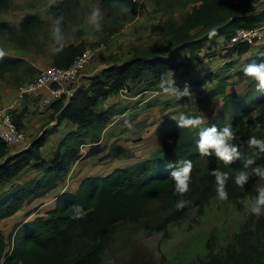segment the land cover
<instances>
[{
    "label": "trees",
    "instance_id": "16d2710c",
    "mask_svg": "<svg viewBox=\"0 0 264 264\" xmlns=\"http://www.w3.org/2000/svg\"><path fill=\"white\" fill-rule=\"evenodd\" d=\"M155 1L161 7L160 0ZM163 1L172 8L182 0ZM185 1L193 5L191 11L180 23L173 17L167 19L164 24L166 35L159 32L162 36L159 41L147 47L132 46L128 59L93 76L92 84L80 88L68 103L67 95L55 101L49 108L54 110L51 120H56L57 125L44 132L27 149L12 155L11 149L0 138V185L12 182L32 163L43 173L39 178L12 185L7 191L0 192V223L56 189L63 174L81 153L86 139L93 143L99 141L103 130L115 116L112 108L97 109L101 100L144 80H149L150 87L159 86L169 73L181 70L186 76L181 74L183 81L179 86L193 88L203 86L211 79L222 80L223 70L190 77V69L215 55L230 58L231 53L237 50L239 53H235L240 55L248 52L249 44L229 47L231 37L240 27L264 24V11L260 14L253 12V4L260 0ZM72 3L79 5L78 0H55L52 10L68 8ZM11 5L12 0H0V11L9 9ZM101 5L107 19L116 25L112 32L120 31L138 16L135 0H101ZM125 7L129 9L127 13ZM36 18L27 15L22 20V29L27 35ZM210 27L217 28V34L211 38L207 34ZM6 31H12V27L0 23V32ZM9 38L14 39L13 36ZM220 38L224 40L218 41ZM59 44L55 45L57 53L51 63L58 67H68L87 47L84 42L66 46ZM23 62L4 54L0 57V77L18 71ZM261 62H264V55L248 61ZM236 64V61H230L223 68L232 69ZM239 76L246 81L241 91L228 93V86L221 85L202 97L208 105L216 95L225 94L214 117L213 111L207 119L201 113L188 114L203 117L199 127L191 130L180 128L176 119H166L156 131L161 147L146 160L115 169L105 176L85 177L75 193H61L46 216L18 224L8 236L0 225V264H103L105 251L120 223H138L149 231H161L185 218L191 209L207 207L211 199L217 197L216 180L211 175V170L216 168L229 172L225 184L228 199L224 201H233L238 208L241 207L239 200L257 194L254 180L258 176L251 175L241 187L233 179L235 171L242 168L249 157L254 158V164L249 168L264 164V152L247 143L249 136L264 139V88H257L258 82L246 77L243 71ZM253 112L255 116L250 117ZM22 118V114L14 116L19 128H23ZM64 121L77 126V129L64 137L58 146L57 156L47 161L43 147L48 136ZM213 124L218 131L228 124L233 127L235 136L229 143L238 145L241 155L228 164L215 155L202 156L197 149L199 132ZM118 148L113 145L110 156H127L126 152L117 153ZM181 159L193 162L189 191L184 194L174 191L175 182L171 178V171L179 166ZM181 198L190 203L177 208L175 203ZM153 203L161 204V208L151 211L149 206ZM76 204L82 206L84 215L75 216L73 207ZM250 219L255 220V217ZM223 251L220 255L209 254L211 260L207 264H264V216H259L253 227L247 223ZM139 260L149 264L144 262L145 255L138 257L133 264H138Z\"/></svg>",
    "mask_w": 264,
    "mask_h": 264
},
{
    "label": "rangeland",
    "instance_id": "374dc122",
    "mask_svg": "<svg viewBox=\"0 0 264 264\" xmlns=\"http://www.w3.org/2000/svg\"><path fill=\"white\" fill-rule=\"evenodd\" d=\"M78 1L79 5L72 3L68 8L53 11L52 6L54 3L51 6L41 7L39 0H12V5L9 9L0 11V23L4 22L12 27V31L0 32V49L7 50L9 46L10 51L14 50L15 52L13 57L18 58V60H24L18 71L9 72L4 77H0V87L7 86L10 83L16 84L21 82L18 84L20 86L38 75L39 68L35 67L32 63H39L41 54L45 55L47 53L52 55L51 48L53 46L55 47L57 43L52 36V26L58 17H63L60 21L61 40L58 42L64 46L70 43L78 44L84 42L87 44L86 49H93L96 52L95 56L86 66L82 74L90 72L95 75L112 64H121L128 59L132 46L147 47L159 41L162 37L160 33L164 32L166 35L164 24L167 19L173 17L175 21L180 23L184 16L191 11L193 6L185 0L180 1V3H175L172 8L163 0H160L159 3L161 7L157 6L155 0H137L138 13H140L139 20H136L135 25H133L132 34L127 35V32L129 33L131 31L130 28L124 32L122 31L124 28L120 31L112 32L113 27H116V25L113 26L112 20L107 19V14L102 9L101 0ZM153 1V9L150 7V10H148L146 7L153 3ZM255 4H253V8L257 7ZM95 8L99 9V15L93 21L90 14ZM39 10L43 12L39 13ZM27 11H30V13H25ZM27 15L37 17L28 35L22 29L21 24ZM260 26H264V24ZM11 36L14 39H10L9 37ZM131 36H134V39L129 38ZM15 37L18 39H15ZM259 43L255 47L253 46L255 43L249 44V51L243 55L248 54L250 51H258L261 47H264V40ZM17 47L19 50L28 51L26 53V60L20 56L21 53L16 54ZM235 50L237 49L235 48ZM237 51L235 52L239 53ZM235 52H232L230 56L232 60L237 62L232 69H224V65L221 66L222 62H220V59L214 61L207 59V61L192 67L190 69V77L207 72L210 68L215 72L223 70L224 75L221 78L222 80L215 78L208 80L203 86L189 87L192 92L191 96L176 97L164 93L160 85L158 88L145 87L144 83L139 86L140 89L149 91L142 96L143 98L146 95L150 96V101L153 104H150L149 107L152 109L153 107L156 108L150 114L151 118H146V123L151 124L150 129L144 133L146 142L138 147L137 153L139 155H153V153L160 149L161 145L155 133V128L161 125L166 119H176L181 112L186 114L201 113L207 119L209 113L213 111L214 117L217 107L222 106V98L225 94L216 95L207 103L208 105H205L206 103L202 100V97L207 91H214L221 85L228 86V90H242L246 81L243 77L239 76L238 71L243 69L241 68L242 62H244L243 60L248 55L242 58V55L236 54ZM217 56L215 55L211 58H216ZM181 74L182 76H186L181 70L179 72L169 73L167 79L173 77L175 86L183 91L185 86H179V83L183 81ZM83 78H86V76L81 75L79 81ZM129 89L130 87L125 91L121 90L119 93L124 92V94L128 95ZM218 96L221 97L218 98ZM163 101L164 105L165 103L167 105V112L160 111V108L164 107L163 104H160ZM48 109L50 108L47 107L46 110ZM254 116L255 114L250 117ZM43 129L44 127L40 130ZM68 131L71 132L70 127L64 132L66 133ZM77 138L79 139L80 137ZM138 138L143 139V136ZM58 141L59 139L46 145L47 148L44 150L43 156L47 161H51L57 156ZM94 145L95 143L89 147L82 146L83 150L81 149L82 151L78 155L79 158L77 157L75 159V162L78 160H86L81 167L83 171L92 163H95V165L98 164L99 153L105 150V148L102 149L101 144ZM92 149L100 151L93 154ZM85 173L87 172H82L83 175ZM78 182L79 178L72 176L69 182L66 183L65 189H74L75 186L73 183L78 184ZM254 184L255 188L258 185L264 184V178L257 177L254 180ZM65 189L63 188V192H66ZM55 196L53 194L46 198H43V196V199L34 201L30 204V207L35 206L36 211L39 210L36 212V215L46 216L47 212L53 206ZM254 196H248L247 198L239 200L241 204L239 208L233 201L225 202L218 197H214L207 207L203 209H191L185 218L181 219L178 223L171 224L166 230L161 231H149L141 224L122 222L118 225L113 240L105 251L103 264H133L141 255H145L144 262L149 264H207L211 260L209 254H223V250L232 241L234 235L240 233L247 223L253 227L258 217L264 216V213L259 216L251 213L248 203ZM41 201L48 202V204L39 206V202ZM149 207L151 211H158L161 208V204L153 203ZM27 209L28 206L23 210L26 211ZM251 216H254L255 220H251ZM251 221L252 223H249ZM0 225L6 236L14 228L9 220L2 221ZM138 264H143V262L140 263L139 260Z\"/></svg>",
    "mask_w": 264,
    "mask_h": 264
},
{
    "label": "crops",
    "instance_id": "0c3cea01",
    "mask_svg": "<svg viewBox=\"0 0 264 264\" xmlns=\"http://www.w3.org/2000/svg\"><path fill=\"white\" fill-rule=\"evenodd\" d=\"M135 1L137 2V0H135ZM53 3H55V0H46V1L45 0H39V4L41 5V7L51 6ZM153 4H154V1H153V3L148 5L146 8L148 10H150V7H152V9H153ZM255 5L257 6L256 8H253V12L255 14H260L261 12L264 11V0H260ZM40 12H43V11L39 10V13ZM25 13H30V11H27ZM139 15H140V13H138V16L136 17V19L133 20L132 22H130L128 25H126L122 31L124 32L125 30H128L130 28L131 31L129 33L127 31L126 32H127V35L132 34V32H133L132 27H133V25H135L136 20H139ZM143 16H144V14H143ZM149 17H151V16H149ZM134 32H135V30H134ZM134 36L133 37L131 36L129 38L134 39ZM223 40H224V38L219 39L220 42H222ZM262 41H260V42H262ZM258 44H260V43L257 42L253 46L255 47ZM27 52L28 51H25V50L24 51L19 50V48L17 47V53L16 54L21 53L20 56L25 60L27 59V56H26ZM4 53L7 55H10V56H13L15 52H14V50L10 51V47L8 46V49L4 50ZM51 53H52V55L47 54V53L45 55L41 54L39 57V63L36 62V63H32V64L35 67H38L39 70L41 68H45L47 66H50L51 63L53 62L54 55L57 53V49H55L54 46H53V48H51ZM246 55H248V56L246 57V59L243 60L244 61V62H242L243 64L241 63L242 64L241 68H243L245 65H247L248 61L252 57L263 56L264 55V47H261L258 51H252V52L250 51L248 54L242 55V58H244V56H246ZM201 56H202V54L200 55V57ZM236 56H238V55H236ZM216 59H220V62H222L221 66L225 65L226 63L230 62V60H232V58H221L218 56L216 58H211L209 60L214 61ZM205 61H207V60H203L202 62H205ZM232 61H234V60H232ZM209 71H213V69L210 68ZM240 71H242V69H240L238 72H240ZM95 75H93L90 72L89 73H83L82 76H86V78H83L81 81H79V85H77L75 88L80 89L82 87H89L92 84L91 77L95 76ZM19 83H21V82H19ZM19 83H16V84L10 83L7 86L0 87V110H2L5 107H8L10 105V103L12 102L13 98L16 95V91H17V88L19 86L18 85ZM142 83L145 84V87L149 86V80H144L143 82L137 83L134 85L131 84L128 95L124 94V92H121L119 94L112 95V96L108 97L107 99H103L99 102L97 109L112 108V110L115 112V116L113 117L112 122L109 124V126L107 128H105L103 130L101 137H100L99 141L97 142V143L101 144L102 149L105 148V150L102 153H99L98 164H96V165H95V163L90 164L87 167V169H85V171H83L81 169V167H82V164L86 160H84V161L78 160L76 162L75 161L73 162V164L69 167V169L63 175V179L59 182L58 187L55 190H53L52 192L47 193L43 197V198H46L47 196L52 195V194L56 195L54 197L53 206L51 207V209L54 207L57 197L64 191L63 188L64 189L66 188V183L69 182V179L72 176H77V178H79V182H78V184L73 183L75 186L74 189H72V190H66L65 189V190L68 192H71V193H75L77 191V189L79 188L80 183L82 182V180L85 177L105 176V175H108L111 172H113L115 169L126 168V167L131 166V165H133V164H135L141 160H146L147 158H149L150 155H152V154H149V156L148 155L144 156V155H139L137 153L138 147L142 146L146 142V139H144V133L146 132V130L150 129L151 123H146V118H151L150 114H152L156 109L155 107H153V109L149 107L150 104H153L150 101L151 98L149 95L144 96V98L142 97L144 95V93L149 92L148 90H145V89L142 90L139 88V86ZM150 88H158V86L150 87ZM125 90H127V88H125L122 91H125ZM70 97H71L70 95L67 96L66 103L69 102ZM160 104L164 105V101L161 102ZM157 105H158V103H157ZM166 106L167 105L165 103L164 107L160 108V111L167 112ZM147 108H150V109H147ZM46 109H47V107L43 106L41 98L29 100L27 102L25 110L28 113L26 116L23 115V118L21 121L23 124V129L27 132V138L21 144H18L16 146L10 148L12 155L18 154L22 150L27 149L33 143V141H35L39 136H41L46 131H51L57 125L56 120H51V118L54 114V110L52 108H50L48 110H46ZM55 117L57 118L58 114H56ZM42 127H44V129L40 130ZM68 127L71 128V131H75L77 129V126L69 123L68 121H64L60 126H57L56 130L48 136L47 142H46L45 146L43 147V154H44V150L47 148L46 145H49L50 143L55 142L57 139H59V141L57 142V145L59 146V144L62 142L64 137L68 134V132H70V131H68L66 133L64 132L65 130L68 129ZM158 127L159 126H157L155 128V133H156ZM142 136H143V139L138 138V137H142ZM138 139H141V140H138ZM135 140H138V141H135ZM97 143H95V144H97ZM93 144L94 143L90 139H88L86 141V143L83 145V147H85V146L89 147ZM113 145L119 147L117 149L118 150L117 153L126 152L127 156H125L123 158H116V157L110 156L111 148ZM154 150H156V149H154ZM33 165H34V163H32L31 166L27 167L22 173H20L12 182H7V183L1 184L0 185V192L7 191L8 189L11 188L12 185L21 184V183H24L26 181L41 177L43 175V173L39 172L36 168H34ZM90 168H92V169H90ZM82 172H87V173H85L83 175ZM41 198H38L35 201H38V200L40 201ZM44 202L45 201L39 202V206H42L43 204L45 206L48 204V202H45V203ZM38 211H36L35 206L30 207V205H28V209L26 211L21 210L18 213H16L14 216H12L11 218H8L5 220H9L11 222V224L13 225V227H15L20 223L32 220L35 217L39 216V215H36V212H38ZM5 220H3V221H5Z\"/></svg>",
    "mask_w": 264,
    "mask_h": 264
},
{
    "label": "clouds",
    "instance_id": "9594fccd",
    "mask_svg": "<svg viewBox=\"0 0 264 264\" xmlns=\"http://www.w3.org/2000/svg\"><path fill=\"white\" fill-rule=\"evenodd\" d=\"M124 11L127 13L129 9L125 7ZM98 15L99 9L96 8L93 9L90 14L93 21L97 19ZM62 19L63 17H58L52 26V36L56 42L61 40L60 21ZM207 34L209 38L215 36L217 34V28L210 27ZM4 54V50L0 49V57L4 56ZM242 71L246 77L252 78L258 82L257 88H264V62L248 63L243 67ZM160 87L164 93L176 97L192 95V92L187 85H185L183 91L176 87L173 77L170 79H162ZM252 115H254V112ZM202 120V116L188 115L184 112L179 113L176 118L177 124L180 128H186L189 130L199 127L202 124ZM234 136L235 133L231 124L223 126L219 131L213 124L199 132V139L196 141V146L202 156L210 157L215 155L219 160L228 164L241 155L238 151V145L229 143L234 139ZM247 143L248 145L253 146L254 149H259L260 152H264V139L257 138L256 136H249L247 138ZM253 164L254 158L249 157L243 162V167L235 171L233 179L236 185L243 187L248 182L251 175L264 178V164L249 168V166ZM192 167L193 162L191 159H181L179 161V166L171 171V178L175 182V192L184 194L189 191ZM211 175H213L216 180L217 197L221 200L228 199V191L225 184L229 172L216 168L211 170ZM256 192L257 194L249 201L248 207L251 213L259 216L264 213V184L256 186ZM188 203H190V201L181 198L175 203V206L177 208H183ZM73 212L76 217L85 214L82 210V206L79 204L74 205Z\"/></svg>",
    "mask_w": 264,
    "mask_h": 264
},
{
    "label": "built area",
    "instance_id": "2783aa9c",
    "mask_svg": "<svg viewBox=\"0 0 264 264\" xmlns=\"http://www.w3.org/2000/svg\"><path fill=\"white\" fill-rule=\"evenodd\" d=\"M264 26L239 28L229 41V47L254 44L264 40ZM93 49H85L68 67L47 66L38 75L18 86L16 95L8 107L0 110V138L9 148L24 142L27 133L15 122V115H27V102L41 98L44 107H50L65 95L72 96L86 66L95 56Z\"/></svg>",
    "mask_w": 264,
    "mask_h": 264
},
{
    "label": "water",
    "instance_id": "95a60500",
    "mask_svg": "<svg viewBox=\"0 0 264 264\" xmlns=\"http://www.w3.org/2000/svg\"><path fill=\"white\" fill-rule=\"evenodd\" d=\"M105 10H107V8H105ZM232 91H234V90H228V89H227V92H228V93H230V92H232ZM221 96H222V95H221ZM221 96H218V98H220ZM220 107H221V105L217 107V110H216V112H215V115H216V113L219 112ZM98 144H99V143L95 144L94 146H97ZM96 148H97V147H96ZM96 148H95V149H96ZM95 149H94V150L92 149V153H93V154L96 153V152H99V151H100V150H99V151H95ZM78 158H79V157H78Z\"/></svg>",
    "mask_w": 264,
    "mask_h": 264
}]
</instances>
